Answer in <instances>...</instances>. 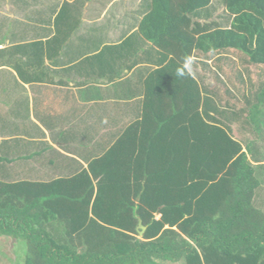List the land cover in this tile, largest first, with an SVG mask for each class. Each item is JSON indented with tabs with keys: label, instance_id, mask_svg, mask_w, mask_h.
Returning <instances> with one entry per match:
<instances>
[{
	"label": "trees",
	"instance_id": "1",
	"mask_svg": "<svg viewBox=\"0 0 264 264\" xmlns=\"http://www.w3.org/2000/svg\"><path fill=\"white\" fill-rule=\"evenodd\" d=\"M153 3L145 21L176 46L157 70L170 85L143 118L69 179L0 182V237L25 242L24 264H264L246 136L264 119V0ZM193 57L212 60L222 84L201 86L185 67Z\"/></svg>",
	"mask_w": 264,
	"mask_h": 264
},
{
	"label": "crops",
	"instance_id": "2",
	"mask_svg": "<svg viewBox=\"0 0 264 264\" xmlns=\"http://www.w3.org/2000/svg\"><path fill=\"white\" fill-rule=\"evenodd\" d=\"M153 9V0H0V182L69 179L143 118L170 85L157 70L176 46L157 19L145 21ZM185 67L201 86L222 84L212 60ZM262 122L245 131L264 198Z\"/></svg>",
	"mask_w": 264,
	"mask_h": 264
},
{
	"label": "rangeland",
	"instance_id": "3",
	"mask_svg": "<svg viewBox=\"0 0 264 264\" xmlns=\"http://www.w3.org/2000/svg\"><path fill=\"white\" fill-rule=\"evenodd\" d=\"M224 10L225 9H224L223 5L220 6L219 4H217V10L215 11L214 14L215 15H219L217 18H221V19L223 18L222 19V21H224L223 25L226 26V24H227L226 23V20H227L226 18H228V16H227V14H226V12ZM237 61H238V59L235 61V63H237ZM257 79L258 78H254L253 81L256 82ZM235 93H234L235 97L233 99H230L229 97L225 96L223 91L221 93L223 102L227 101L229 104L236 105L234 109H236L237 107H242L243 106V103H242L243 101L242 100L236 101V100L241 99V98H240V96H237V94H235ZM256 126H257V124H256ZM257 194L259 195L260 198H262L261 191H258ZM260 198L256 197V199H257L256 201L257 202H263V200L260 199ZM51 230L52 229H50V231ZM60 232L61 231L59 229L58 233H60ZM11 241H12V239H11ZM16 241H17V244H11L10 242H8V238H5V241L1 243V245H0V264H24L25 263V258H26V255H27L25 242L23 240H20V239H17ZM159 263L160 264H185L184 261H180L178 263H171V262H167V261H159Z\"/></svg>",
	"mask_w": 264,
	"mask_h": 264
},
{
	"label": "water",
	"instance_id": "4",
	"mask_svg": "<svg viewBox=\"0 0 264 264\" xmlns=\"http://www.w3.org/2000/svg\"><path fill=\"white\" fill-rule=\"evenodd\" d=\"M137 229H138L139 236L140 237L143 236L145 232V226L142 225L141 221L139 222Z\"/></svg>",
	"mask_w": 264,
	"mask_h": 264
},
{
	"label": "clouds",
	"instance_id": "5",
	"mask_svg": "<svg viewBox=\"0 0 264 264\" xmlns=\"http://www.w3.org/2000/svg\"><path fill=\"white\" fill-rule=\"evenodd\" d=\"M180 74H181V75H183V73H182V72H181Z\"/></svg>",
	"mask_w": 264,
	"mask_h": 264
}]
</instances>
